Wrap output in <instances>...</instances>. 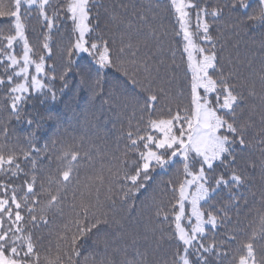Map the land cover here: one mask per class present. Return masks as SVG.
I'll return each instance as SVG.
<instances>
[{
    "label": "snow or ice",
    "instance_id": "1",
    "mask_svg": "<svg viewBox=\"0 0 264 264\" xmlns=\"http://www.w3.org/2000/svg\"><path fill=\"white\" fill-rule=\"evenodd\" d=\"M0 18V264H264V0H0ZM221 27L260 40L226 55ZM73 79L123 148L39 146L59 117L27 105Z\"/></svg>",
    "mask_w": 264,
    "mask_h": 264
},
{
    "label": "trees",
    "instance_id": "2",
    "mask_svg": "<svg viewBox=\"0 0 264 264\" xmlns=\"http://www.w3.org/2000/svg\"><path fill=\"white\" fill-rule=\"evenodd\" d=\"M101 2L107 4L111 0H101ZM136 2H145V0H136ZM2 19V18H0ZM30 26H36V21L32 20ZM221 40L225 44V54H239L243 57L253 47L252 40H260L259 34H255L254 37L247 34H242L239 37L233 36L230 29L221 27ZM52 61H49L51 64ZM179 75H182L179 74ZM76 80L73 79L70 82V87L64 91L63 94L58 93L57 100L52 101L50 99L40 101V99H33L27 105L26 111L39 112L42 116H47L51 113L54 116L59 117V123L44 119L42 121L43 129L40 132L38 138L39 146H43L50 138H54V133L59 130L61 135L65 139L70 140L75 137L79 140L84 138L86 144L94 142L101 149L105 151H115L117 144L123 148V142L118 140L121 134V128L126 127L122 117H117L115 114L110 113L105 108L103 120L104 124L93 125L85 120V116L91 111H95L99 106V101H90L89 95L86 92H79L75 88ZM179 86V82H178ZM59 87V85H57ZM11 127L23 138L28 129V126L23 122H11ZM67 130V133L64 130ZM90 170L87 165H84L81 171V181L89 175ZM159 179H168L167 175H161ZM71 198V193L69 194ZM258 200V197H257ZM258 206V204L256 205ZM54 227V226H53ZM42 234L45 236V242L49 238V229H43ZM54 241V235L51 237Z\"/></svg>",
    "mask_w": 264,
    "mask_h": 264
}]
</instances>
